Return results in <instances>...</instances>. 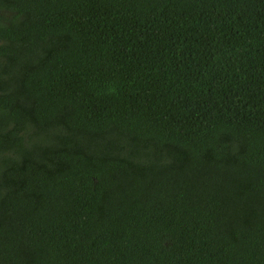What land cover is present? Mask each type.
<instances>
[{
	"label": "trees",
	"instance_id": "obj_1",
	"mask_svg": "<svg viewBox=\"0 0 264 264\" xmlns=\"http://www.w3.org/2000/svg\"><path fill=\"white\" fill-rule=\"evenodd\" d=\"M0 264H264V0H0Z\"/></svg>",
	"mask_w": 264,
	"mask_h": 264
}]
</instances>
